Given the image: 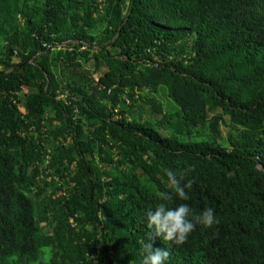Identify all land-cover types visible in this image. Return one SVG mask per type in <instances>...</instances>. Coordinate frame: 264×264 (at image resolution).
Here are the masks:
<instances>
[{
	"label": "trees",
	"instance_id": "16d2710c",
	"mask_svg": "<svg viewBox=\"0 0 264 264\" xmlns=\"http://www.w3.org/2000/svg\"><path fill=\"white\" fill-rule=\"evenodd\" d=\"M189 167L219 223L154 247L264 264V0H0V264H141Z\"/></svg>",
	"mask_w": 264,
	"mask_h": 264
},
{
	"label": "clouds",
	"instance_id": "9594fccd",
	"mask_svg": "<svg viewBox=\"0 0 264 264\" xmlns=\"http://www.w3.org/2000/svg\"><path fill=\"white\" fill-rule=\"evenodd\" d=\"M194 171L189 167L181 172L165 169L164 176L171 189L163 193L153 208L145 216V226L148 230V242L142 248L141 264H168L170 252L167 248L158 247L156 240H164L175 246L187 242L197 226L205 229L214 227L219 223L212 208L204 209L200 214H193L187 203H178L173 206V200L188 201V190L193 186L194 180L188 177Z\"/></svg>",
	"mask_w": 264,
	"mask_h": 264
},
{
	"label": "rangeland",
	"instance_id": "374dc122",
	"mask_svg": "<svg viewBox=\"0 0 264 264\" xmlns=\"http://www.w3.org/2000/svg\"><path fill=\"white\" fill-rule=\"evenodd\" d=\"M160 100L164 103V105L166 106V107H168V101H167V98L165 97V95H161V97H160ZM161 116H153L152 118H154V119H158V118H160Z\"/></svg>",
	"mask_w": 264,
	"mask_h": 264
}]
</instances>
